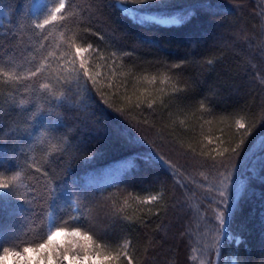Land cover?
<instances>
[{
  "label": "trees",
  "instance_id": "1",
  "mask_svg": "<svg viewBox=\"0 0 264 264\" xmlns=\"http://www.w3.org/2000/svg\"><path fill=\"white\" fill-rule=\"evenodd\" d=\"M39 1L3 0L7 16L0 24V66L19 65L17 70L25 72L40 62L35 50L40 37L30 26L33 6L46 3ZM169 2L171 11L193 9L196 15L177 27L141 26L122 14L118 0H72L76 15L66 28L58 30L65 35L77 31L105 56L116 51L121 57L117 63L123 64L117 71L127 73L118 75L117 80L127 83L129 94L136 76L167 73L178 77L182 90L166 95L163 105L117 112L115 106H123L124 89L106 87L110 73L104 66L99 71L106 97L90 81L85 87L83 78L58 83L52 73L49 79L14 85L0 77V171L12 175L22 170L37 195L25 214L13 212L0 201V233L28 239L23 234L29 230H46L52 198L44 195L45 178L31 167L35 162L55 176L58 186H66L80 198L77 212L64 205L58 190V214L66 218L69 212L87 215L93 230L114 246L131 241L134 264H199L203 254L194 250L203 248L215 235V212L224 210L207 189L225 169L194 157L188 145L200 151V142L210 136L214 142L220 137L225 146H234L240 137L233 120L246 115L245 122L252 130L231 165L234 181H244L247 191L226 222L225 231L231 239L222 235L219 255L210 249L206 264H232L234 259L237 264H264V0ZM85 28L92 31L85 32ZM58 31L44 42L45 49L55 50L57 56ZM125 52L129 55H123ZM176 63L182 66L172 67ZM92 64L103 62L94 58ZM52 67L56 68V63ZM42 83L64 92L66 99L57 101L40 89ZM104 99L114 106L109 107ZM21 100L27 103L21 105ZM223 117L228 119L222 123ZM125 129L143 143H130ZM41 133L58 143L59 150L49 154V145L37 141ZM145 152L171 161L175 171L163 164H141V158L136 157ZM45 157L47 162L42 163ZM129 159L137 167L125 174V181L107 184L93 178ZM117 193L118 197L113 195ZM158 193H163L158 204L144 206L151 211L128 209L120 214L113 207V200L117 207L122 206L129 194L144 198ZM10 200L17 203L14 197ZM234 202L230 196L229 204ZM124 215L133 219H124ZM237 237L242 241L239 244ZM193 255L198 259L193 260Z\"/></svg>",
  "mask_w": 264,
  "mask_h": 264
},
{
  "label": "snow or ice",
  "instance_id": "2",
  "mask_svg": "<svg viewBox=\"0 0 264 264\" xmlns=\"http://www.w3.org/2000/svg\"><path fill=\"white\" fill-rule=\"evenodd\" d=\"M125 5H134L138 7H125ZM117 7L122 14H126L134 23L141 26H162V27H177L190 22L196 15L193 9H181L179 11H171L172 5L169 0H118ZM5 15L3 8V0H0V24L3 23ZM76 15L72 0H46L42 6L34 5L31 10V28L35 34L40 37L35 44V50L40 56V62L34 68H30L25 72H19L15 67L6 68L0 66V77L5 83L18 84L24 81H36L40 78L49 79L52 77L65 83L71 80H80L83 78L85 87L88 82H91L92 87L96 91L101 92L102 97H106L108 93L102 91L103 79H101V66L107 67L110 75L106 77L108 89H124L123 106H115L117 112L128 113L132 109H138L146 106L148 109H153L158 103L164 104L166 95L175 94L182 89L178 86V77H174L167 73L157 75H144L135 77V85L129 94L127 83L118 81V75H127V73H118L117 69H122L123 64L117 63L121 57L116 51H112L110 56L105 54L90 42L79 37L77 31H73L71 35H65V31H58L60 28H66V24ZM58 31L59 43L55 44V48L59 49V56L55 50L45 49V41H48L53 36L54 32ZM85 32L92 31L90 28H85ZM99 35V33H95ZM100 39H104L100 36ZM32 60H36V56L29 54ZM123 55H129L125 52ZM52 58V62L50 59ZM98 59L102 64H92L93 59ZM62 61V63H60ZM52 63H56L57 67L53 68ZM212 61H209L211 64ZM180 63L173 64L172 67L180 68ZM95 69V70H94ZM159 82V87L157 86ZM144 85V87H140ZM40 89L49 92L57 101L66 99L64 92L53 90V86L49 83L40 84ZM113 95H117L113 91ZM26 100H21L20 104H26ZM104 103L109 104L108 99H104ZM109 104V107H113ZM203 108V104H201ZM39 110V109H38ZM264 116V113H262ZM246 115H242L239 119H234L236 133L239 135V141L234 144L225 146V141L217 137L214 142L210 136H205L204 141H201V150L197 151L191 144L188 145L193 156L203 158V160L212 162V166L219 165L225 169L215 178L211 187L207 191L215 195L213 199L218 203L219 207L224 210L215 212V219L218 226L208 243L201 249H195L203 254V258L199 260V264H206L209 250H215L219 255L221 236L231 239V236L225 231L226 222L231 219L238 209V202L243 194L247 191V185L244 181H234L233 171L234 165H231L232 158L238 154L242 145L245 143V138L250 135L252 126L245 122ZM228 117L221 118V122ZM146 122V121H145ZM183 123V121H181ZM211 123V121H206ZM124 133L128 136L129 142L134 145H140L143 141L138 136H133L127 129ZM40 143L49 145L50 153L58 151L60 145L53 143L48 139L47 133H41L37 138ZM264 145V140L261 141ZM214 145V146H212ZM212 146V147H210ZM137 159L142 158L149 166L159 167L161 164L166 165L169 169L173 168L171 161L162 156H158L152 152L138 153ZM47 162L45 157L42 163ZM122 167L115 168L113 171L118 175L130 174L131 170L137 165L132 163L131 159L121 162ZM2 166V162H0ZM31 167L35 168L36 172L42 173L45 178L44 195L52 198L50 205L51 210L47 214L46 230L37 232L29 230L28 239H23L22 235L0 233L3 237L0 241V264H134V257L131 241L124 240L122 243L113 245L111 241L97 234L89 221L87 215H79L68 213L67 218L58 214V209L61 207L60 199L56 196L57 191L61 193L64 200V205L69 208H76L79 212L78 202L79 197H76L74 192L64 185H57L55 176H49L47 171L37 163L33 162ZM207 180V177H204ZM28 177L24 175L22 170L15 171L12 175H7L0 171V201L5 203L6 207H11L12 211L19 214H25L29 211L31 204L37 199L36 190L30 187L27 182ZM119 196V194H113ZM234 198V203L229 204V197ZM14 197L17 203L13 204L10 198ZM218 197V200L216 199ZM163 199V193L152 194L141 198L133 196L124 198L122 206L117 207L116 201L113 200V207L117 213L123 214L128 209L133 211H151L145 209L144 206L159 203ZM132 201L135 203L133 204ZM227 214V215H226ZM124 219H133L130 215H124ZM237 244L241 243L239 237L236 238ZM7 245V246H5ZM193 260H197L196 255L192 256ZM232 264H237L234 259Z\"/></svg>",
  "mask_w": 264,
  "mask_h": 264
},
{
  "label": "bare ground",
  "instance_id": "3",
  "mask_svg": "<svg viewBox=\"0 0 264 264\" xmlns=\"http://www.w3.org/2000/svg\"><path fill=\"white\" fill-rule=\"evenodd\" d=\"M39 4H41V0L39 1ZM126 6H129V5H126ZM143 161L144 160L141 158V164H143ZM121 162H124V160L119 161V162L115 163L114 165H111L108 168V170H102L101 172H98L97 174H95L93 176V178L97 179L99 177V179L105 180L107 182V184H118V183H121L122 181H125L123 179L125 175H118L117 173H114V171H113L115 168L122 167V165H120ZM132 163H134V162H132Z\"/></svg>",
  "mask_w": 264,
  "mask_h": 264
},
{
  "label": "rangeland",
  "instance_id": "4",
  "mask_svg": "<svg viewBox=\"0 0 264 264\" xmlns=\"http://www.w3.org/2000/svg\"><path fill=\"white\" fill-rule=\"evenodd\" d=\"M125 7H130V6H126V5H125ZM4 12H5V15H4L3 19L6 18V16H7V13H6L5 10H4Z\"/></svg>",
  "mask_w": 264,
  "mask_h": 264
}]
</instances>
